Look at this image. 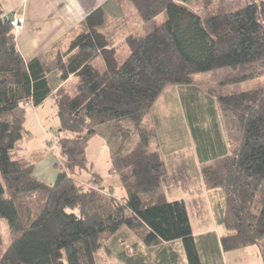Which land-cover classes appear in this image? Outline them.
I'll list each match as a JSON object with an SVG mask.
<instances>
[{"label":"trees","instance_id":"1","mask_svg":"<svg viewBox=\"0 0 264 264\" xmlns=\"http://www.w3.org/2000/svg\"><path fill=\"white\" fill-rule=\"evenodd\" d=\"M233 1L237 7H223ZM117 2L126 23L134 10L143 32L121 38L125 60H117L101 7L86 16L85 31L55 56L52 67L37 59L24 62L0 6V264H98V250L121 230L148 248L178 241L186 264H202L186 203L162 191L168 170L153 148L157 130L143 124L171 86L203 91L224 117L230 114L237 138L230 139L226 155L201 166V179L205 189L223 192V250L254 246L264 264V0ZM223 69L234 77L196 87V75ZM52 71L61 83L56 91L49 85ZM67 83L73 90L66 91ZM238 83L254 88L232 93ZM49 97L59 121L54 148L64 164L52 162L46 183L38 179L39 163L55 155L50 144L27 150L32 136L23 114ZM102 125L118 134L110 171L118 175L124 198L105 190L97 173L91 187L73 174L84 165L83 139Z\"/></svg>","mask_w":264,"mask_h":264},{"label":"crops","instance_id":"2","mask_svg":"<svg viewBox=\"0 0 264 264\" xmlns=\"http://www.w3.org/2000/svg\"><path fill=\"white\" fill-rule=\"evenodd\" d=\"M0 6L6 18L19 13L22 19L21 28L14 37L17 51L24 62L28 63L37 59L45 66H51L55 56L58 53H64L70 41L77 34L85 31L82 24L88 14L101 7L105 8L107 14L113 8L120 9L117 0H0ZM55 79L57 83L54 90L56 91L61 83L58 76H55ZM202 98L206 103H200ZM195 99L200 101V104L197 103L199 109H202V106L209 108L208 111L212 113L209 121L202 119L201 112L195 105ZM155 103L151 112L155 110V114L161 118L164 115L166 122L171 126L167 132H160L161 125L156 117L151 119V115H148L144 119L145 125L149 124L157 130L158 141L153 148L160 154L168 170L167 179L163 185L166 191L163 188L162 191L169 200H181L186 203L190 225V213L185 201V198L189 196L188 193L195 195V191H198L201 196L210 201L208 214L195 218L200 230L195 232L192 225L191 227L196 241L199 234L211 235L212 246L215 248L214 259L217 264H245V260L251 257L255 258L254 264H260V255L254 246L231 250V252L223 250L221 239L227 234L220 223L225 207L223 192L205 189L203 179H201V166L211 164L216 158L227 154L231 146L230 139L237 138L236 129L233 126L224 127L222 114L216 103L209 100L200 90L171 86L164 90ZM190 110L193 111L190 112ZM49 161L50 159H47L39 163L42 166L40 172L37 173L38 179L46 183ZM195 186L197 187L194 188ZM167 188L171 189L167 190ZM121 231H123L122 238L130 236L134 239L131 232ZM135 245L145 250L148 249V247ZM179 245L176 241L172 244L163 243L154 246L161 250L162 255L159 254L157 258L150 259V261L155 264H176L177 259L173 252L181 251ZM180 257L179 254L178 258ZM181 259L182 264H186L183 255ZM134 261L142 263L149 260L143 253L135 256L130 262ZM201 261L203 262L202 258Z\"/></svg>","mask_w":264,"mask_h":264},{"label":"rangeland","instance_id":"3","mask_svg":"<svg viewBox=\"0 0 264 264\" xmlns=\"http://www.w3.org/2000/svg\"><path fill=\"white\" fill-rule=\"evenodd\" d=\"M219 0H214V4H218ZM193 6L197 9L201 6L200 2L197 1L193 4ZM238 6V3L236 1L233 2H227L224 3V8H235ZM216 6L213 8L215 9ZM17 14L18 17L19 13ZM122 12L118 7L111 9L107 16L105 17V30L107 36L110 35L112 39L116 41L115 48H117V60H119L120 63L125 60V58L128 55V50L125 48V46L122 44L124 36L127 34L135 33L136 35H142L143 32L141 31V22L135 14L134 10L131 11V17H129V20L131 22H127L126 20L122 19ZM21 19V17H20ZM166 14H161L157 19L156 23L161 24L165 21ZM22 21V19H21ZM125 22V23H124ZM22 23V22H21ZM14 34V33H13ZM121 38H123L121 40ZM54 63V62H53ZM98 67L101 66L100 61L97 62ZM96 65V66H97ZM52 67V65L50 66ZM55 73V75H53ZM55 76H58V73L51 72L49 76V85L51 90H54L56 87V79ZM234 77V73L229 69H223L220 71H217L212 74H203L196 75L194 77L196 82V87H205V86H212L215 83L222 81L223 79H228ZM232 93L238 92V91H246V89H252L254 88L253 83H238L235 84L233 87ZM73 90V84L67 83V89L66 91ZM195 105L202 104V102L206 103L203 98L200 101H197L196 99ZM200 102V103H199ZM194 107V105H192ZM197 109L198 106H197ZM57 107L54 104V100L52 98H47L45 100V103L37 108H30L26 107V111L23 114V120H24V127L27 131L30 132L32 136V141H28L27 143V150L28 151H35L38 149H44L48 144H50V147L48 148L49 151L53 152L55 155V159H50L49 169L48 170H54L52 168V165H54L52 162L55 160L57 163L62 164L64 161L59 156V153L54 148L56 139L58 137V118L56 117ZM199 112H201V117H203L205 120L209 121L211 118V114L208 111L207 108L199 109ZM222 114V122L225 126H235L230 117V114L226 115L224 117ZM148 115H151V119H154L156 117L157 122L159 125H161L160 132H167L168 128L171 127L166 122L164 115L163 118L158 117L155 114V110L153 112L148 113ZM147 115V116H148ZM144 126L150 127L151 125H145V121L143 122ZM233 131V130H232ZM116 129L114 126L105 125L98 128V132L94 135H91L89 137L84 138L83 140V148H84V165L81 167V169H74L73 174L75 177H78V180L81 184H84L85 186L91 187V180L92 179H98L99 177L93 174H99L100 178L102 179V184L105 188V190H111L112 194L115 195V197L118 198H124L126 197L125 190L123 189V186H121V183L119 182L118 175L112 171L111 165H112V156L117 151V147L120 144L119 138L117 137ZM135 138L133 139L134 144ZM152 151V149H151ZM52 163V164H51ZM64 164V163H63ZM36 168V167H35ZM35 170V169H34ZM47 173V172H46ZM93 175V177H92ZM194 177V176H193ZM195 186L194 188H196ZM163 189L165 190V186H163ZM171 188H167L169 190ZM166 191V190H165ZM188 197L185 198V201L187 202L190 218H191V225L193 226V229L195 232H198L200 230L198 221L195 219L196 216L199 215H207L208 205L209 202L208 199H205L203 196H201L198 191H195V195H192L188 193ZM207 213V214H206ZM2 227L4 229V233L6 236V239H8L9 235L7 233V223L6 221L2 224ZM224 231V229H223ZM123 231H119L117 234L111 236L109 240L103 244V247H101L98 252L96 253V262L98 264H131V260L134 259L135 256L145 254L147 256V260L150 261V259L157 258L159 254H161V250L159 248H156L154 246L149 247L147 250L142 249L140 247H136V241L130 236H127L126 238H122L121 234ZM197 247L200 257L203 259L202 264H217L215 262V248L212 246V240L211 235L206 234H199L197 235ZM120 237V238H119ZM117 239L120 240V242H117ZM202 243V244H201ZM204 244V246H203ZM177 246V245H176ZM180 246V245H179ZM142 250V251H141ZM177 252V251H176ZM182 257L183 253L178 251V253ZM210 254V255H209ZM162 255V254H161ZM176 256V255H175ZM178 258L176 264H182V259ZM127 258L129 260H127ZM255 258L251 257L245 260V264H254Z\"/></svg>","mask_w":264,"mask_h":264},{"label":"built area","instance_id":"4","mask_svg":"<svg viewBox=\"0 0 264 264\" xmlns=\"http://www.w3.org/2000/svg\"><path fill=\"white\" fill-rule=\"evenodd\" d=\"M11 28H12V31L15 34H17L19 32V29L21 28V19L20 17L17 16V14H13L11 16ZM25 106H30V104H26Z\"/></svg>","mask_w":264,"mask_h":264}]
</instances>
